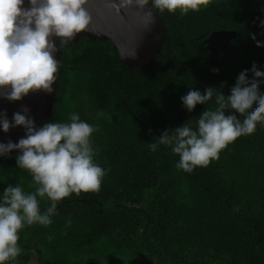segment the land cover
Returning a JSON list of instances; mask_svg holds the SVG:
<instances>
[{"label":"trees","instance_id":"obj_1","mask_svg":"<svg viewBox=\"0 0 264 264\" xmlns=\"http://www.w3.org/2000/svg\"><path fill=\"white\" fill-rule=\"evenodd\" d=\"M153 10L168 30L157 68L128 67L111 41L60 45L46 123H68L75 112L93 125L94 160L106 175L100 191L57 202L51 225H25L21 254L6 264H264V124L191 173L177 167L171 147L149 146L186 122L195 128L199 115L216 107L211 101L188 112L181 97L190 89L223 85L229 95L241 71L254 63L264 71V47L245 49L256 45L253 34L264 42V0H208L186 14ZM219 30L237 36L213 63L206 40ZM17 154L0 158V194L8 184L38 187L16 166ZM37 199L42 209L51 204Z\"/></svg>","mask_w":264,"mask_h":264},{"label":"clouds","instance_id":"obj_2","mask_svg":"<svg viewBox=\"0 0 264 264\" xmlns=\"http://www.w3.org/2000/svg\"><path fill=\"white\" fill-rule=\"evenodd\" d=\"M88 2L0 0V90L5 99L21 101L30 91H53L58 79L60 61L56 53L60 45H67L79 33L90 30L92 16L86 7ZM116 3L134 5L151 17L153 9L160 12L179 9L185 14L199 11L208 0H116ZM252 39L257 47H264V42L256 40L254 34ZM262 84L264 71L254 63L250 70L240 72L229 95L219 90L223 85L208 86L203 92L190 89L181 97L188 112L211 101L216 107L206 108L195 128L186 122L164 131L158 143L149 145L151 150L155 152L158 145L171 147L180 158L177 167L187 173L207 167L219 159L229 144L253 134L258 124H264ZM28 113L23 108L13 114L11 121L6 112L0 114V130L4 133L20 126L25 129V136L18 142H0V158L17 151L16 166L27 169L38 185L34 192H26L19 183L8 184L0 194V264L14 261L21 254L19 232L25 225H51L52 217L57 215V202L72 194L100 191L106 175V170L94 160L91 137L97 129L78 113H71L68 123L48 122L41 127L36 126ZM45 196L51 204L42 209L37 197Z\"/></svg>","mask_w":264,"mask_h":264},{"label":"water","instance_id":"obj_3","mask_svg":"<svg viewBox=\"0 0 264 264\" xmlns=\"http://www.w3.org/2000/svg\"><path fill=\"white\" fill-rule=\"evenodd\" d=\"M86 7L92 16L90 30L79 33L69 44L77 43L82 37L111 41L113 47L118 50L121 61L128 67H137L143 71L157 68L156 57L161 52L163 41L168 39V30L154 10L149 17L134 5L117 4L116 0H89ZM148 7L151 8L149 5ZM236 36L237 32L233 30L213 31L206 40L210 51L207 61L214 63L220 52L229 51L230 41ZM245 49L262 50L263 48L247 44ZM62 54L63 51L59 48L56 59L60 61ZM57 87L56 81L51 93L42 89L30 91L21 101H8L4 98L3 90H0V114L6 112L7 118L11 121L14 113L27 108L28 115L34 119L36 126L41 127L51 116ZM24 136L25 129L22 126L11 128L8 133L0 130V142L3 143H7L8 140L18 142ZM17 153L13 151L1 160H11Z\"/></svg>","mask_w":264,"mask_h":264},{"label":"rangeland","instance_id":"obj_4","mask_svg":"<svg viewBox=\"0 0 264 264\" xmlns=\"http://www.w3.org/2000/svg\"><path fill=\"white\" fill-rule=\"evenodd\" d=\"M29 264H36V263H35L34 259H32Z\"/></svg>","mask_w":264,"mask_h":264}]
</instances>
